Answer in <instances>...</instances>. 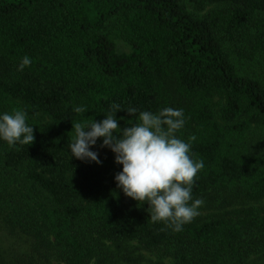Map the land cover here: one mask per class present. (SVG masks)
Wrapping results in <instances>:
<instances>
[{
  "label": "trees",
  "instance_id": "trees-1",
  "mask_svg": "<svg viewBox=\"0 0 264 264\" xmlns=\"http://www.w3.org/2000/svg\"><path fill=\"white\" fill-rule=\"evenodd\" d=\"M25 55L32 64L17 71ZM263 70L264 0H0V112L25 109L35 136L0 140V164L27 188L0 210V238L28 245L0 264H115L129 242L166 248L176 264L264 257ZM113 102L183 109L178 135L195 137L205 164L193 197L233 208L173 232L116 187L122 165L100 140L101 164L71 157L73 124L102 120ZM116 116L121 127L134 119Z\"/></svg>",
  "mask_w": 264,
  "mask_h": 264
},
{
  "label": "clouds",
  "instance_id": "clouds-1",
  "mask_svg": "<svg viewBox=\"0 0 264 264\" xmlns=\"http://www.w3.org/2000/svg\"><path fill=\"white\" fill-rule=\"evenodd\" d=\"M32 59L25 55L17 71L30 67ZM126 109L130 117L127 127H121L116 113ZM86 105L73 106L72 111L83 114ZM100 121H79L73 124L74 138L68 143L71 157L88 163L101 164L98 151L93 150L100 140V148L114 153V162L122 165L115 173L116 187L138 203L147 202L149 219L162 223L173 232L183 231L200 213L203 198L193 197V187L204 167L202 159H194L192 141L178 133L185 127L183 109L164 107L156 112L136 107L122 108L113 102ZM25 109L14 108L0 112V140L10 147L30 145L34 139L33 125L27 123ZM120 119H123L121 117Z\"/></svg>",
  "mask_w": 264,
  "mask_h": 264
},
{
  "label": "rangeland",
  "instance_id": "rangeland-1",
  "mask_svg": "<svg viewBox=\"0 0 264 264\" xmlns=\"http://www.w3.org/2000/svg\"><path fill=\"white\" fill-rule=\"evenodd\" d=\"M118 46L130 52L131 48L122 40L117 41ZM264 74L263 72H261ZM102 151V150H101ZM105 152H108L105 150ZM18 192H27L24 184V177L21 172L11 171L0 164V210L3 214L11 212L23 200ZM17 196V197H16ZM213 194L203 198L204 205L200 208V215L207 216L212 213H224L231 210L233 207H222L213 198ZM253 204L250 202H238L236 206ZM235 207V206H234ZM0 253L4 255L7 260L23 254L28 245L21 241L16 242L10 238H0ZM114 249V247H111ZM123 260L115 264H176L174 257L166 248L146 249L139 242H129L124 246L122 252ZM247 264H264V257L253 256Z\"/></svg>",
  "mask_w": 264,
  "mask_h": 264
}]
</instances>
